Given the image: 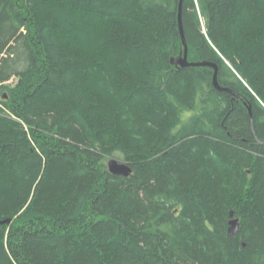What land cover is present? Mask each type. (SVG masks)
<instances>
[{
  "label": "trees",
  "instance_id": "obj_1",
  "mask_svg": "<svg viewBox=\"0 0 264 264\" xmlns=\"http://www.w3.org/2000/svg\"><path fill=\"white\" fill-rule=\"evenodd\" d=\"M0 80V264H264V0H0Z\"/></svg>",
  "mask_w": 264,
  "mask_h": 264
},
{
  "label": "water",
  "instance_id": "obj_2",
  "mask_svg": "<svg viewBox=\"0 0 264 264\" xmlns=\"http://www.w3.org/2000/svg\"><path fill=\"white\" fill-rule=\"evenodd\" d=\"M178 27H179V32L181 35V40H182V45H183V52L175 59L172 60V63L177 66V67H185V66H209L211 68H213V75H212V83L213 86L219 90V91H225V92H229L230 94H232L235 98H240V95L231 90L228 87H223L218 83L217 80V65L213 62H208V61H203V60H198V61H190L188 60V45L186 42V39L184 37V33H183V28H182V23H181V1H180V5H179V11H178ZM249 109V114L250 113V107ZM107 169L111 174H115V175H120V176H124V177H128L131 172L132 169L130 167V165L124 161H119L117 159H110L107 162ZM232 216V215H231ZM6 222H10V220H6ZM238 230V219L237 218H231L228 222V235L231 236L233 234H235Z\"/></svg>",
  "mask_w": 264,
  "mask_h": 264
},
{
  "label": "rangeland",
  "instance_id": "obj_3",
  "mask_svg": "<svg viewBox=\"0 0 264 264\" xmlns=\"http://www.w3.org/2000/svg\"><path fill=\"white\" fill-rule=\"evenodd\" d=\"M17 79L16 78H12L11 80L7 81V83L9 85H14L16 83ZM110 159H117L119 161H124L123 158H122V155L120 153H113L112 155L110 156H107L105 159H104V164L107 166V162L110 160ZM125 162V161H124Z\"/></svg>",
  "mask_w": 264,
  "mask_h": 264
},
{
  "label": "built area",
  "instance_id": "obj_4",
  "mask_svg": "<svg viewBox=\"0 0 264 264\" xmlns=\"http://www.w3.org/2000/svg\"><path fill=\"white\" fill-rule=\"evenodd\" d=\"M2 84H4V82H2V81L0 80V86H1Z\"/></svg>",
  "mask_w": 264,
  "mask_h": 264
},
{
  "label": "bare ground",
  "instance_id": "obj_5",
  "mask_svg": "<svg viewBox=\"0 0 264 264\" xmlns=\"http://www.w3.org/2000/svg\"><path fill=\"white\" fill-rule=\"evenodd\" d=\"M238 222H239V220H238Z\"/></svg>",
  "mask_w": 264,
  "mask_h": 264
}]
</instances>
